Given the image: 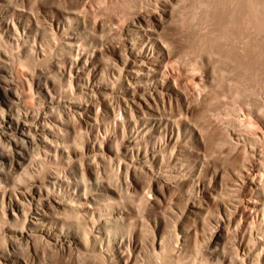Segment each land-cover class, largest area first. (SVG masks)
<instances>
[{
  "label": "bare ground",
  "instance_id": "6f19581e",
  "mask_svg": "<svg viewBox=\"0 0 264 264\" xmlns=\"http://www.w3.org/2000/svg\"><path fill=\"white\" fill-rule=\"evenodd\" d=\"M6 2L0 0V264H56L49 258L54 251L71 264H197L196 256L200 264H264V147L256 143L264 139L259 132L222 131L227 160L207 159L190 109L172 107L173 94L184 101L187 96L168 68L169 44L148 28L146 15L128 20L132 24L118 42L98 32L87 43L85 34H67L86 23L87 10L45 12L43 21L32 7L10 10ZM95 21L93 28L109 27ZM107 51L113 63H95ZM115 92L118 113L110 98ZM98 99L113 116L119 142L113 144L111 127L91 119L100 111ZM76 123L85 136L74 134ZM190 137L195 145L189 148ZM99 163L116 165V178L124 173L128 186L106 182ZM138 169L165 189L179 190L186 200L181 214L162 190L146 193L147 203L153 208L165 202L167 214L156 208L140 215L115 199L123 188L137 190L129 178ZM205 171L209 180L200 178ZM225 175L230 184L222 183ZM207 209L209 218L185 222L188 212L202 217Z\"/></svg>",
  "mask_w": 264,
  "mask_h": 264
},
{
  "label": "rangeland",
  "instance_id": "374dc122",
  "mask_svg": "<svg viewBox=\"0 0 264 264\" xmlns=\"http://www.w3.org/2000/svg\"><path fill=\"white\" fill-rule=\"evenodd\" d=\"M23 2L24 4H22ZM36 2L37 1L35 0H7L6 5L9 9L11 8L10 10L26 8L31 11L32 7V11L35 10L36 12H39L40 19H44L43 21H45V12H57L60 9L67 11V8H70L68 11L80 10L81 13L87 10L86 14L88 16L86 15V19L88 20L84 21L86 23H81L80 25L75 24V26L72 27L73 30L70 29L71 31H68L70 33H67L80 36L85 34L84 36L82 35L85 39L83 40L82 37L81 39L82 42L86 40L87 43H89L88 41H91L89 38H92V40L95 37L98 38V32H102V36L99 34V37H106L105 39L109 42L114 39V42H118L120 38L125 35L127 26L129 27L132 24L130 21L133 22L135 20L134 18L140 14L144 16L146 15V18L149 19L150 22L148 28L151 30H157L158 37L161 36V39H159L162 40L163 37L162 43H164V45L169 44L166 45L167 51H170L168 52L170 56L167 62V65L170 63L168 68H170V65L173 66L170 69L172 70L173 68V73L175 72L174 74L178 76L177 80L179 79L178 84L181 85H179V88L181 89L182 87V95L185 93L187 96L186 101H184L180 97H175L176 95L173 94L174 96L172 95L173 99L171 103L172 107L175 110H180V108L183 109L184 106L190 109L188 118L189 120H192L191 123H194V126H196L198 130L200 129L199 132H201V137L199 138L207 147L205 150L202 148L201 151H206L202 152L210 162L213 163L217 161V159L218 161L227 160L228 156H224L227 146L220 145L225 143V133L227 134L228 130H233L237 134L241 133L242 136L244 133L245 135L255 136V134L259 132L258 134H261L260 139H264V0H57L55 2L54 0H38V6L40 5L38 8L37 4L35 6ZM31 3L33 4L31 5ZM156 16L158 18H155ZM98 18H100V20H98ZM92 19L96 20L98 23H100L102 19L103 23L108 21L109 24L107 23V25H109V27L113 26L114 28L106 27V25L103 26L104 28L106 27V29L102 28V25L93 28L92 24H90L92 23ZM156 19H159L160 22L158 24H161L160 26L155 24ZM124 23L126 24L124 25ZM43 24L46 25L47 23L44 22ZM110 24L112 25L110 26ZM115 27H117L119 31ZM83 29H85V31ZM102 29L105 30V33L106 30H112L113 32L110 31L112 33L108 34V36H104ZM43 30L46 35H51L50 32H48L49 30L51 31L49 25L48 27L43 28ZM123 30H125L123 32L124 34H120ZM65 35H59L58 37L63 40ZM118 36H120V38H118ZM61 39L60 43L62 41ZM170 45L172 47H170ZM113 55L114 54L110 53V51H107V53L102 55L99 54L95 59V63L109 66L115 60L113 59L115 58ZM17 70L18 73H21V67H18ZM230 80L231 84L228 83ZM202 85L204 86L203 88H201ZM116 87H119V84ZM215 92L218 93L215 94ZM118 94H120V92H115L112 96L110 95L117 113L119 110ZM220 94L222 95L220 96ZM215 95L217 97H214ZM216 98L221 99L217 100ZM223 98L225 99L223 100ZM196 100L197 102H195ZM27 101L31 104L35 102L33 98H28ZM223 101L226 102L223 104ZM95 102L96 106L100 108V111L96 115L94 112H91L90 114L94 116H92L93 118L91 119L94 120V118H96L95 120H97L98 123L102 126L106 125L111 127L110 129L113 131V126L111 125L113 116L105 110V102L100 99ZM217 104L220 106H217ZM221 107H225L226 110ZM169 110L171 109L169 108ZM165 111L164 112L167 113V115L170 114L168 109ZM206 112L208 114H206ZM211 113L213 114V118L210 117ZM215 117H217L215 121L216 123L213 122ZM219 120H221L222 123ZM217 121L220 123H217ZM218 124L219 126H217ZM238 124L241 125L238 126ZM246 125L249 129L243 127ZM76 127L77 132L74 133L76 136L81 137V135H86L85 131L84 134H81L83 132L80 130V124L76 123ZM96 129L97 128L94 126L93 132H95ZM222 131L225 132L223 133L224 136L222 135ZM113 132L112 133L116 136V138H114V144L116 140H118L116 142H119L120 134L115 131ZM191 139L192 138L190 137L188 147L190 144L191 147L195 145H192L193 142ZM220 141L222 142L220 143ZM263 142L264 140H257L256 143L262 148L264 147ZM196 147L195 149H198ZM262 149L264 151V148ZM221 150L224 152L222 153L223 155L219 152ZM214 151L217 154L214 153ZM212 155L214 157L211 159L208 158ZM99 164L98 170L101 171V175L106 182H116L117 185V181L119 180L124 187H126V185L128 186V182H126L123 177L124 173L122 176L116 178V173L119 172L116 165ZM210 173V171H205V173L200 175V178L209 180L211 177ZM229 176L226 177L225 175L226 179L223 178L222 183L224 185L226 182L228 184L231 183L230 181L232 178ZM129 181L132 182V184H135L137 190H130L127 193L123 188L121 191L122 193L120 194L121 198H118V196L115 195V199H119L121 204L124 203L126 206L134 207L138 213L140 212V215H144L145 213L148 214L151 210L156 208H159L160 211H165L167 209L165 212L167 214L170 212L171 208L168 209L167 206L169 205H166L165 202L160 203L153 208L147 203V194L153 193L155 190H162L166 194V199L169 201L172 199L173 201H176L175 203L173 202L175 205L172 204L173 209H176V211L181 214L180 210L185 206L186 200L179 195V190L177 188L165 189L162 181L152 179L149 175H146L143 172L141 173L140 169L133 173L131 178H129ZM151 188L152 191L150 190ZM254 201H256V199H254ZM211 214L212 209H207L201 214L202 217H198V215L196 216V214L193 215V213L188 212L185 215H188V217L184 218V220L187 224L192 225L195 221L201 220L203 216L209 218ZM227 249L228 247L226 250ZM49 258L56 264H71L67 257L60 256L56 251L51 253ZM194 260L197 264H200L202 261L201 256H196Z\"/></svg>",
  "mask_w": 264,
  "mask_h": 264
}]
</instances>
